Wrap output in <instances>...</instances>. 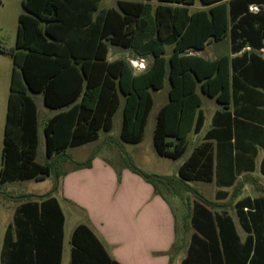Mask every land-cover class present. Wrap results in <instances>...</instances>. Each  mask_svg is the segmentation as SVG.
Returning <instances> with one entry per match:
<instances>
[{
    "label": "trees",
    "instance_id": "trees-1",
    "mask_svg": "<svg viewBox=\"0 0 264 264\" xmlns=\"http://www.w3.org/2000/svg\"><path fill=\"white\" fill-rule=\"evenodd\" d=\"M158 1L157 6L120 1V12L101 11L96 22L85 25L82 22L88 20L87 15L73 12L77 9L72 5L25 0L15 47L0 45V53L12 56L14 61L0 194L8 184L31 180L52 178L53 187L44 195L15 197L20 205L6 232L2 264H62L65 216L54 194L70 170L92 167L97 155L76 161L67 151L98 141L102 132H111L123 99L121 140L140 144L154 107L152 91L164 87L167 75L171 82L169 100L158 112L154 132V145L161 157L181 159L188 150L189 134L201 132L205 116L200 110L199 90L224 109L215 114L207 142L193 151L177 175L145 172L131 159L124 162L125 167L165 199L162 187L170 192L184 189L199 196L189 216L197 233L181 264H264V198H246L236 204L247 233L243 240L233 218L226 212L213 216L210 208L214 203L189 184L216 180L219 187H231L243 172L242 96L238 86L241 60L229 55L209 60L191 51L203 50L211 39L220 42L229 34L234 52L248 44L262 48L264 11L259 7L258 13H252L250 4L264 0H230L229 5L225 0H200L209 8L193 13L190 7L197 0ZM75 15L81 17L78 24ZM150 17L153 31L142 38L138 48L137 33L144 34ZM259 19L263 25L257 28ZM133 23L135 29L131 28ZM168 44L174 45L169 59L165 57ZM110 46L132 48L151 56L152 62L137 74L128 60L109 61ZM19 80L25 84L23 89ZM30 93L42 94L50 109H67L45 123V163L37 160L38 109ZM210 139H217V145ZM67 163L72 169H64ZM71 243V264H121L87 225L75 229Z\"/></svg>",
    "mask_w": 264,
    "mask_h": 264
},
{
    "label": "crops",
    "instance_id": "crops-1",
    "mask_svg": "<svg viewBox=\"0 0 264 264\" xmlns=\"http://www.w3.org/2000/svg\"><path fill=\"white\" fill-rule=\"evenodd\" d=\"M120 1H141L143 3H152V5L154 6L159 5L158 0H54V4L72 5V9H77L73 10V12L78 10L82 11V13L84 15H87L88 18V20L82 22V24L88 25L96 22V20L100 18L99 14L101 11L103 12L113 9L120 12ZM15 2L16 3L14 5L23 6L25 0H15ZM224 2L229 5L230 0H225ZM250 5V11L252 13H258L259 7H262L264 11V1L254 2ZM253 7H257V9H253ZM208 8L209 7L203 6L200 0H197L194 6L190 7V12L193 13L199 10H206ZM22 13H24V8ZM22 13L19 14V17ZM104 15V13L101 14L103 18ZM79 18L81 17H78L77 15L74 16L76 24H78ZM262 25L263 23L259 19L255 27L258 28ZM131 28L135 29L136 24L133 23L131 25ZM153 28V20L152 17H150L145 27L144 34L137 33L136 43L138 45V48L143 42L142 38L144 36L147 37L148 34H151ZM225 40H227V43L230 42L228 46V49L230 48V51L229 54L226 55H229L231 59L241 60L240 69L242 72V78L241 83H239L238 86L241 87L240 93L242 96V134L240 138L242 141L241 152L243 154V172L238 176L237 181L235 182V186L231 187H219L216 183V180L210 183L203 181L189 182V184H196L197 182H202L212 185L213 187L215 186V197L219 201L227 200L231 196V191H233V189H235V193L239 190L238 186L239 182H241L242 176L258 174L264 178V46L262 48H254L253 46L248 44L244 46L239 52H234L232 49V36H230L229 34ZM223 41L215 42L213 39H211L203 50H193L191 51V54L198 55L199 53L205 51L207 47L212 46V43L218 44ZM111 47L112 46H110V51L108 55L109 61L123 59L120 58L122 54L121 52H129V55L127 57L130 60L128 61H132L136 64V67H134V69L135 73L137 74L144 72L147 69L148 59H152L151 56H144L143 54H139L132 48L125 49L120 46H113L117 47V49L114 51L115 53H117V57L111 59ZM169 47L172 48V55L174 45H166V54L168 52ZM115 53H113V55H115ZM218 53L219 49L215 48L213 52V60L221 57L220 53ZM171 55L169 56V58L171 57ZM151 62L152 60L150 61V64ZM142 63L145 67H143ZM3 64V60L0 59V77L1 79L6 80L8 74V67H4ZM18 83L20 88L23 89L25 86L24 82L22 80H19ZM199 92L202 98V106L200 110L204 113L205 122L199 134H195L194 132H191L189 134V137L190 135H195V137L199 136L198 139H200L199 143H193V150L191 154L198 146L207 142V135L213 129V121L215 114L218 111H223L224 109L223 105L218 103L215 99L208 97L207 95L203 94L200 90ZM3 95L4 86L1 85L0 101H3ZM7 95V101L9 104L10 94ZM31 95L34 98L38 109L39 155V151L42 148L43 141L45 153L47 149L45 123L49 119L53 118L61 112L66 111L67 109H50L46 107L42 94ZM35 95H42V104L46 108L43 115H41L42 113L40 105L36 101L34 97ZM202 95L209 99L206 110L203 109L204 101ZM213 104L216 105L214 109L212 107ZM231 110L233 111V106H231ZM6 121L7 118L4 124L0 126L1 153L3 152L4 147ZM210 141L215 146L218 143L217 139H210ZM124 144L125 143L120 139V145L124 146ZM98 153H100V151L97 152L92 167L80 170H70L61 181V186L58 192L54 194V197L57 198L65 216L62 264H64V260L68 251L70 255L72 254V235L75 229L82 224L89 226L94 231L97 237L104 244L110 256L121 264H181L188 255V250L192 241V237L194 234L197 233L196 229L193 228V226L191 225L193 228V233L190 237L189 242L186 245V249L183 252L173 254L172 251L177 243L178 238V221L175 210L169 198L166 197L165 199V197L158 194L155 191V188L150 183L145 181V179H143L140 175L134 173L133 171H131L132 173H129L130 169L126 168L124 163L117 164L116 173V170H113V168L107 161H101ZM190 155L180 164L179 168L190 157ZM181 159L176 161H180ZM45 162L46 161H44V163ZM76 190H78V194L75 197L74 192ZM195 190L202 195L200 191H198L197 189ZM193 194L195 195V199L193 201L194 204L195 201L200 200L198 199L199 196L197 194ZM202 196L205 197L204 195ZM246 198H251L252 200H254L258 198H264V196L262 195L252 197L247 195L240 198L236 202V204ZM206 199L209 200L208 198ZM17 203L18 204L15 206V208L12 211L8 212L10 213L9 220L3 227V239L0 245L1 261L7 229L9 228V226L13 225L16 209L20 205V202ZM119 203H121V206ZM86 204L92 205L91 207L94 210L97 208V215L94 218L88 215V217H85L83 221L79 220V222L74 224L72 227H69V211L76 210L78 213L85 214L84 210L86 211V209L84 205ZM236 204L234 207L236 216L230 214L226 210L217 209L219 208V205H217L216 203H214V206H212L210 210L212 211L213 216L218 213L222 214L224 212L229 214L236 224L238 233L244 240L247 236V233L245 232L240 223L236 211Z\"/></svg>",
    "mask_w": 264,
    "mask_h": 264
},
{
    "label": "rangeland",
    "instance_id": "rangeland-1",
    "mask_svg": "<svg viewBox=\"0 0 264 264\" xmlns=\"http://www.w3.org/2000/svg\"><path fill=\"white\" fill-rule=\"evenodd\" d=\"M15 0H0V45L6 46L7 48H14L16 45L17 39V29L19 24V14L23 12L22 5H14ZM213 45L207 47L205 51L199 53L198 55L213 60V52L215 48L219 49L220 56L229 54L230 48L228 46L230 44L227 43V40L221 43H212ZM111 55L110 58L117 57V53L114 51L117 47H111ZM115 53V55H113ZM121 57L125 60L128 59L129 52L122 51ZM172 53V48H168V52L166 54V58L169 59V56ZM218 53V54H219ZM114 56V57H113ZM0 59L3 60L4 67H8V74L6 80L1 79L0 77V86H4V95L3 101H0V126L4 124L7 118V109H8V101L7 94H10V87L12 83L13 69H14V61L12 56L7 54H0ZM152 59H148L147 68L150 65V61ZM133 67H136V64L131 61ZM143 64V63H142ZM144 65V64H143ZM145 67V66H144ZM169 70V68H168ZM171 88V82L169 79V75H167L165 80L164 87L159 91H152L154 97V107L150 114L147 128L145 130V136L143 141L140 144H128L125 143L124 146L120 145V133L122 129L123 122V101L121 107L114 118V127L113 130L109 133L102 132L101 137L98 141L74 148L69 149L67 153L76 161H86L90 157H94V153L99 152V158L101 161H107L113 170H116L117 173V164H123L126 160L131 159L134 164L148 173H155L160 175H176L178 172V168L180 164L191 154L193 150V143H199V136L195 137V135H190L189 137V149L185 156L180 161H175L169 158L161 157L155 148L154 145V132L156 126V119L159 110L161 107L166 104L169 100V91ZM38 104L40 105L41 115H43L45 111V106L42 104V95L34 96ZM204 106L203 109L206 110L207 103L209 101L208 98L203 96ZM216 105L213 104L212 107L214 109ZM198 139V140H197ZM122 141V140H121ZM1 145H0V168H1ZM111 160V161H110ZM38 161L44 163L46 161V153L44 150V141L42 143V148L39 151ZM65 170L72 169V164L67 163L64 164ZM129 173H132L129 170ZM192 188L197 189L208 198L210 201L219 205L217 209L226 210L230 214L236 216L235 214V204L236 202L244 197V196H264V178L261 175H244L241 177V182H239L238 191L235 193V189H233L231 196L224 201H219L215 197V186L209 185L207 183L197 182L190 183ZM53 187V179L47 178L46 180L37 181L31 180L26 182H20L16 184H9L1 188L2 193L0 194V245L2 243L3 237V227L6 222L9 220V211H12L15 206L18 204L15 201V197L19 195H44L49 192ZM167 197L169 198L173 208L175 210L177 221H178V238L175 248L173 249V254L183 252L186 249V245L190 240V237L193 233V228L191 226L189 216L191 214L192 204L195 199V195L190 191H185L184 189H178L177 191H167L164 187H162ZM78 194V190L74 192L75 197ZM84 204V203H83ZM121 206V203H119ZM90 204L84 205L86 211L81 214L76 210H71L68 213L69 218V227H72L74 224L79 222V220L83 221L85 217L88 215L93 218L97 215V208L94 210ZM7 207V208H4ZM7 209V210H6ZM243 234V233H242ZM0 264H2L0 258ZM64 264H71V255L68 251Z\"/></svg>",
    "mask_w": 264,
    "mask_h": 264
},
{
    "label": "built area",
    "instance_id": "built-area-1",
    "mask_svg": "<svg viewBox=\"0 0 264 264\" xmlns=\"http://www.w3.org/2000/svg\"><path fill=\"white\" fill-rule=\"evenodd\" d=\"M253 9H257V7H253ZM143 65V64H142ZM143 67H144V65H143Z\"/></svg>",
    "mask_w": 264,
    "mask_h": 264
}]
</instances>
